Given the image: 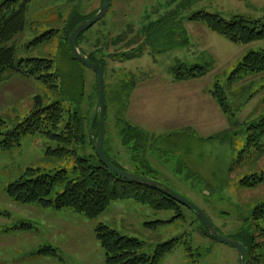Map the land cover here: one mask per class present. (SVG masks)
Returning a JSON list of instances; mask_svg holds the SVG:
<instances>
[{
  "label": "rangeland",
  "instance_id": "rangeland-1",
  "mask_svg": "<svg viewBox=\"0 0 264 264\" xmlns=\"http://www.w3.org/2000/svg\"><path fill=\"white\" fill-rule=\"evenodd\" d=\"M4 1L0 0V5ZM103 3L30 1L26 29L11 43L16 48V62L53 60L52 73L59 77L60 92L55 95L33 78L11 74L0 84L1 140L30 115L33 99L40 95L45 105L60 101L65 109L81 112L86 143L75 147L79 157L96 155L91 142L97 137L91 134V127L99 115L98 76L72 60L65 29L71 16L77 21L89 20ZM203 11L228 20L234 16L264 20V0H111L106 16L84 33L79 50L87 57L94 54L101 58L97 52L103 49L107 62V159L122 172L172 189L205 212L221 235L237 239L244 219L264 202V183L253 189L240 184L247 173L263 176L264 155L252 149L232 170L247 145V127L264 119V74L233 83L228 80L247 53L264 50V42L235 45L189 20ZM150 23L157 26L145 30ZM50 30H58L57 36L30 47ZM148 34L154 40L163 35L159 41L162 53L141 46ZM172 41L176 46L166 50L164 44ZM123 54L136 59L126 60L119 56ZM194 66L206 67L209 72L196 80H175V70ZM216 85L227 100L228 113L211 94ZM133 128L140 129L144 137H136ZM49 147L56 145L35 135L24 137L19 147L0 152V264H106L95 237L99 224L142 241L141 253L147 256L159 245L177 239L176 248L161 264H239V252L204 235L202 221L185 207L183 216L177 217L178 212L154 211L125 200L112 203L100 217L88 219L70 209L15 202L6 188L28 169L52 176L67 171L70 179L74 178L73 159H48ZM63 191L64 185H58L51 198ZM21 224L34 227L15 230ZM7 227H14V233L8 235ZM188 243L192 252L187 251ZM45 246L55 248L59 258L37 255Z\"/></svg>",
  "mask_w": 264,
  "mask_h": 264
},
{
  "label": "trees",
  "instance_id": "trees-1",
  "mask_svg": "<svg viewBox=\"0 0 264 264\" xmlns=\"http://www.w3.org/2000/svg\"><path fill=\"white\" fill-rule=\"evenodd\" d=\"M30 1L6 0L0 5V84L6 81L11 74H17L25 78L35 79L46 85L51 93L57 95L60 92L59 77L52 73L55 62L50 59L36 58L17 63L16 48L11 45L14 38L26 29ZM189 20L205 25L211 32L235 45L248 46L253 43L264 42V20H251L243 16H234L228 20L219 14H210L204 11L193 14ZM83 21H77L73 15L65 29L68 51L74 61L78 60L74 58L71 52L68 39L72 31ZM162 25L163 23H161L160 28ZM155 26L151 28L153 29ZM91 28L86 29L77 39L78 48L84 33ZM57 33L58 30L46 32L31 43L30 47L51 41L57 36ZM174 33L175 30L173 29L170 34ZM159 37V39L154 40L153 36L148 34L142 47L150 48L156 53H162L164 49H159V41L163 35ZM164 45H166L164 46L166 50L176 46L173 41ZM98 51L97 54L101 53V58H97L94 54L89 55L88 58L92 62L102 65L106 74L107 62L104 59L103 49H98ZM119 56L126 58V60L133 58L128 57V54ZM208 72L209 70L202 66H194L190 70L184 71L177 69L175 70V80H196L205 77ZM260 74H264V50L251 51L242 58L228 81L233 83L247 76ZM211 94L222 110L228 113L227 100L218 85H216L215 90L211 91ZM33 101L30 115L15 129L9 131L4 139H0V152L10 151L21 146V140L26 136L43 135L48 141L56 145L55 148H47L46 157L56 161L72 158L74 178L70 179L67 171H59L52 176L40 175V170L28 169L19 179L7 186L6 193L12 200L22 205L36 204L43 209H70L88 219L100 217L112 203L125 200L148 206L154 211H174L178 212L177 217L183 216L181 209L184 207L175 202L162 189L131 182L116 176L102 165L97 154L79 157L75 146L85 144L87 135L85 118L77 108L65 109L60 101L45 105L43 97L40 95L35 96ZM91 129V134L94 133L93 135L98 137L100 115H96L94 118ZM133 132L136 137H144L138 128H133ZM246 133L248 135L247 145L239 153L232 170L242 164L252 149H255L257 154L264 155V119L249 125ZM91 145L94 146L93 141ZM263 183L264 173L263 176L247 173L240 181L241 186L247 189L257 188ZM58 185H64V191L52 199V193ZM202 224L203 234L210 237L205 230L203 221ZM33 227L32 224H21L15 230L26 231L32 230ZM237 235L239 237L234 239L247 247L246 259L249 260L250 264H264V202L256 206L244 219ZM95 237L105 253L106 264H161L178 244L177 239L163 243L156 248L152 256H147L141 253L144 247L142 241L122 236L105 224H99L95 228ZM187 251L192 252V246L189 243L187 244ZM37 255L59 258L58 251L51 246L41 248Z\"/></svg>",
  "mask_w": 264,
  "mask_h": 264
},
{
  "label": "water",
  "instance_id": "water-1",
  "mask_svg": "<svg viewBox=\"0 0 264 264\" xmlns=\"http://www.w3.org/2000/svg\"><path fill=\"white\" fill-rule=\"evenodd\" d=\"M111 0H104V3L100 10L89 20H86L82 23H80L70 34L68 43L71 49V52L76 60L83 63L88 68L94 70L98 76V86H99V92H100V101H99V107H98V113L100 115V131L97 139L94 138V147L96 154L98 156V159L102 163L103 166H105L109 171H111L116 176L129 180L131 182L144 184L153 188H160L162 189L168 196H170L172 199L175 200L178 204L182 205L183 207L191 210L194 212L200 220L203 221L205 224V230L207 234L215 239L216 241L223 243L225 245H228L229 247H232L236 249L239 252V264H250L249 260L246 259L248 254L247 247L240 241L226 238L223 235H221L215 228L214 224L210 220V218L203 212L199 207H197L195 204L190 202L189 200L185 199L181 195L177 194L172 189L165 187L164 185L149 180L146 178L138 177L129 173H125L117 169L106 157L104 153V137H105V124H106V89H105V70L102 65L96 64L89 60V58L85 55H83L79 48L77 47V39L80 37V35L88 28L93 27L95 24H97L99 21H101L107 14L109 8H110ZM95 137V136H93Z\"/></svg>",
  "mask_w": 264,
  "mask_h": 264
},
{
  "label": "crops",
  "instance_id": "crops-1",
  "mask_svg": "<svg viewBox=\"0 0 264 264\" xmlns=\"http://www.w3.org/2000/svg\"><path fill=\"white\" fill-rule=\"evenodd\" d=\"M154 26V25H153ZM152 27V23H150V24H148L146 27H145V30H149L150 28ZM143 45V43L141 44V46ZM150 54H151V51H150ZM134 59H136V58H132V59H130V60H134ZM190 81V80H189ZM14 228V227H13ZM13 228H10L9 229V227H7V233H8V235L10 234V233H14V231H12L13 230ZM7 235V236H8Z\"/></svg>",
  "mask_w": 264,
  "mask_h": 264
}]
</instances>
